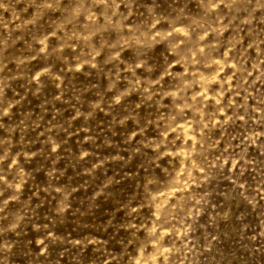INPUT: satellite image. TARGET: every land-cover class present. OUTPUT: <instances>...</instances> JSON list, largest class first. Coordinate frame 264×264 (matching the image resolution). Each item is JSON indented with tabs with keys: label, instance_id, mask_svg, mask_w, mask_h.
<instances>
[{
	"label": "rangeland",
	"instance_id": "obj_1",
	"mask_svg": "<svg viewBox=\"0 0 264 264\" xmlns=\"http://www.w3.org/2000/svg\"><path fill=\"white\" fill-rule=\"evenodd\" d=\"M0 264H264V0H0Z\"/></svg>",
	"mask_w": 264,
	"mask_h": 264
}]
</instances>
